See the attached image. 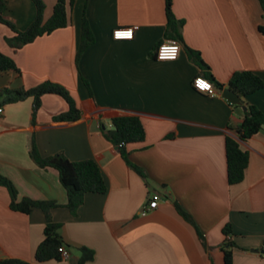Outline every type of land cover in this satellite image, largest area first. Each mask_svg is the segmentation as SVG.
I'll use <instances>...</instances> for the list:
<instances>
[{"label": "crops", "instance_id": "0c3cea01", "mask_svg": "<svg viewBox=\"0 0 264 264\" xmlns=\"http://www.w3.org/2000/svg\"><path fill=\"white\" fill-rule=\"evenodd\" d=\"M44 2L48 20L57 0ZM173 11L185 21L175 61L156 58L157 48L170 40L165 0H76L66 28L16 52L6 41L14 32L0 24V53L20 70L0 73V89L51 81L65 87L82 112L75 122L54 121L69 109L58 95L43 97L35 124L33 99L1 110L0 174L16 185L20 200L66 205L59 172L40 169L30 157L34 136L44 157L62 153L72 162L96 161L108 187L105 194H87L76 215L64 207L52 211L71 257L44 263L35 257L44 240V212L13 211L10 193L0 187V261L75 264L86 247L95 252L87 264H225L229 240L233 264H264V128L247 140L235 131L246 105L264 114V88L233 105L218 90L210 97L193 85L197 77L227 85L241 71L264 81V11L259 0H173ZM4 16L25 32L37 8L32 0H6ZM85 17L95 43L77 65ZM123 28H137L133 40H114V31ZM117 117H137L144 125L145 141L127 150L147 182L103 134ZM227 137L249 156L244 180L235 185L228 181ZM156 196L158 207L143 216Z\"/></svg>", "mask_w": 264, "mask_h": 264}, {"label": "trees", "instance_id": "16d2710c", "mask_svg": "<svg viewBox=\"0 0 264 264\" xmlns=\"http://www.w3.org/2000/svg\"><path fill=\"white\" fill-rule=\"evenodd\" d=\"M37 8V17L30 28L21 32L16 25L7 20L4 16L6 0H0V24L9 27L15 34L14 37L8 38L7 44L16 52L25 46L33 43L38 38L51 35L57 30L64 29L69 25L68 9L74 5L76 0H57L52 16L46 20V4L44 0H32ZM167 14V32L166 36L170 40L178 41L184 44L183 27L184 20H179L173 11V0H165ZM264 11V0H259ZM264 35V26L259 28ZM95 43V36L90 24L85 17L82 26L81 44L77 53L76 63L80 62L82 54ZM190 57L202 67H205L200 54L188 48ZM17 72L20 73L16 62L13 58L0 53V73ZM216 89H230L239 97L246 98L264 88V81L258 75L250 71L236 72L227 85L220 84L214 78H209ZM88 88L90 89L89 84ZM91 90V89H90ZM46 95H58L68 104L67 112L54 117L56 122H75L81 118L82 112L78 108L70 92L60 84L46 81L37 87L31 89H11L9 87L0 89V110L17 103L33 99V124L39 110L42 107V99ZM247 114L244 121L235 128L239 139L247 140L258 134L264 128V114L255 106L246 105ZM113 128L103 130L105 138L112 144L120 148L121 155L128 166L135 170L146 182L149 179L146 171L133 164L129 158L127 147L132 144L142 143L146 139V131L142 121L137 117H117L112 121ZM227 164H228V181L230 185L239 184L244 180L246 169L249 164V156L240 149L238 141L233 137L226 139ZM30 157L34 163L43 170L55 169L59 172L60 181L66 190L68 201L62 205L57 201H41L28 197L19 199V191L16 185L8 177L0 174V187L8 190L11 196V209L22 214H30L38 209L44 212L46 216V226L44 231V240L36 250V261L44 263L51 260L61 261L62 255L60 249L67 247L60 231L62 224L56 223L52 219V211L58 208H67L73 215H76L79 208L84 204L87 194H105L108 191L104 175L99 164L94 160H85L80 162L70 161L64 154H57L50 157H44L33 136L30 149ZM181 214L186 220L192 222L191 217L179 208ZM224 234H232L230 225L224 229ZM234 244L226 240L223 244L225 254V264H233ZM81 257L75 264H87L95 259V252L89 248L80 249ZM0 264H30L28 262L9 259L0 261Z\"/></svg>", "mask_w": 264, "mask_h": 264}, {"label": "built area", "instance_id": "2783aa9c", "mask_svg": "<svg viewBox=\"0 0 264 264\" xmlns=\"http://www.w3.org/2000/svg\"><path fill=\"white\" fill-rule=\"evenodd\" d=\"M137 28H123L117 29L113 33L114 40L123 41V40H133L135 36V30ZM182 51V45L180 42L175 40H167L162 43L156 50V58L159 61H175L179 58L180 53ZM194 88L205 95L210 97H216L218 95L217 89L214 84L204 77H197L193 82ZM1 111V110H0ZM159 197H154L153 200L150 201L148 207L144 208L142 215L145 216L149 211L155 210L158 207ZM62 259L69 260L71 257L70 252L62 247L60 249ZM264 257V246H263V254Z\"/></svg>", "mask_w": 264, "mask_h": 264}, {"label": "water", "instance_id": "95a60500", "mask_svg": "<svg viewBox=\"0 0 264 264\" xmlns=\"http://www.w3.org/2000/svg\"><path fill=\"white\" fill-rule=\"evenodd\" d=\"M219 92L222 93L223 98H225L226 100H228L231 104L233 105H244V101L242 100L241 97H239L237 94H235L234 92H232L230 89H225V90H219L217 89Z\"/></svg>", "mask_w": 264, "mask_h": 264}]
</instances>
